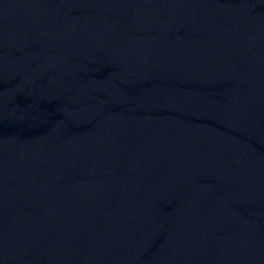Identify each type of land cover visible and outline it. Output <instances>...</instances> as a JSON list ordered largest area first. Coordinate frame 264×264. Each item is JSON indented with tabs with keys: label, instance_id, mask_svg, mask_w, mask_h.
<instances>
[{
	"label": "water",
	"instance_id": "95a60500",
	"mask_svg": "<svg viewBox=\"0 0 264 264\" xmlns=\"http://www.w3.org/2000/svg\"><path fill=\"white\" fill-rule=\"evenodd\" d=\"M0 264H264V0H0Z\"/></svg>",
	"mask_w": 264,
	"mask_h": 264
}]
</instances>
